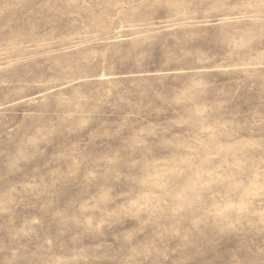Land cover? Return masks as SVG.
Returning a JSON list of instances; mask_svg holds the SVG:
<instances>
[{"label": "rangeland", "instance_id": "374dc122", "mask_svg": "<svg viewBox=\"0 0 264 264\" xmlns=\"http://www.w3.org/2000/svg\"><path fill=\"white\" fill-rule=\"evenodd\" d=\"M0 264H264V0H0Z\"/></svg>", "mask_w": 264, "mask_h": 264}]
</instances>
